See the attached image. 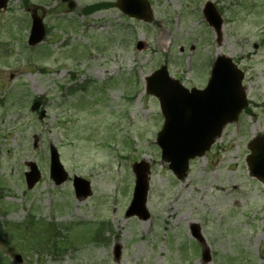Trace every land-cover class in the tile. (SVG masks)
<instances>
[{
  "label": "rangeland",
  "instance_id": "rangeland-1",
  "mask_svg": "<svg viewBox=\"0 0 264 264\" xmlns=\"http://www.w3.org/2000/svg\"><path fill=\"white\" fill-rule=\"evenodd\" d=\"M115 1L72 0L69 11L60 0H16L0 12V223L6 225L0 259L13 263L20 254L22 264H264V183L249 175L245 162L250 139L264 134V0H149L150 23L123 17ZM207 1L223 18L218 43L202 15ZM28 5L45 11L48 32L33 49L26 46ZM94 5L100 8L87 14ZM139 42L144 48L137 51ZM217 55L231 57L245 73L251 114L227 125L179 181L154 144L163 119L158 100L145 92V77L165 64L187 87L200 86ZM72 87L80 88L73 96ZM37 98L46 111L42 121L33 111ZM49 145L70 176L90 181L86 200L75 199L70 180L53 185ZM134 159L150 164L147 221L124 216ZM27 161L41 171L32 190L22 174ZM31 217L40 227L69 226L67 234L73 229L78 237L60 256L47 249L23 253L13 242L18 238L6 232L26 227ZM192 225L209 249V263L190 234Z\"/></svg>",
  "mask_w": 264,
  "mask_h": 264
},
{
  "label": "water",
  "instance_id": "water-1",
  "mask_svg": "<svg viewBox=\"0 0 264 264\" xmlns=\"http://www.w3.org/2000/svg\"><path fill=\"white\" fill-rule=\"evenodd\" d=\"M6 1V0H2ZM117 6L130 17L150 21L151 15L145 0H119ZM204 16L217 33L220 31L221 20L212 4L207 3ZM43 28L40 21L32 29V44L43 38ZM30 39V40H31ZM240 75L230 62L220 59L214 68L210 88L202 95L189 97L182 91L176 81L167 78L165 68L153 74L149 82V90L160 100L165 127L159 134L158 144L163 150V159L170 162L169 168L179 178L187 171L188 160L196 155H202L221 132L222 126L235 120L242 109L244 97L240 91ZM219 84V85H217ZM221 86L222 90L218 87ZM216 89H212V88ZM211 95H208L209 92ZM251 155L247 158L252 175L264 180V137L255 139L250 145ZM30 173L26 174L28 187L31 188L39 179V173L30 164ZM137 172V185L133 202L126 216L137 215L142 220L148 218L144 208L146 194V175L142 169ZM50 175L56 184L66 180V174L58 161L56 151L51 148ZM76 196L84 198L89 194L88 184L74 178ZM193 236L200 240L198 230H193ZM204 259L208 261L207 253ZM19 260V259H18Z\"/></svg>",
  "mask_w": 264,
  "mask_h": 264
}]
</instances>
